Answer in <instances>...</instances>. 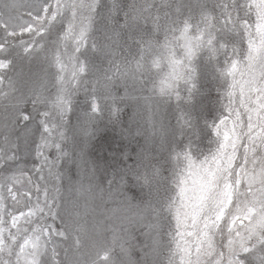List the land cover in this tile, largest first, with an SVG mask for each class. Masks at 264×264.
Here are the masks:
<instances>
[{
    "label": "snow or ice",
    "instance_id": "obj_1",
    "mask_svg": "<svg viewBox=\"0 0 264 264\" xmlns=\"http://www.w3.org/2000/svg\"><path fill=\"white\" fill-rule=\"evenodd\" d=\"M0 264H264V0H0Z\"/></svg>",
    "mask_w": 264,
    "mask_h": 264
},
{
    "label": "rangeland",
    "instance_id": "obj_2",
    "mask_svg": "<svg viewBox=\"0 0 264 264\" xmlns=\"http://www.w3.org/2000/svg\"><path fill=\"white\" fill-rule=\"evenodd\" d=\"M200 87L201 94L194 97L193 104L197 109L203 108L205 115H207L210 120L215 114V110L219 107L216 86L211 79H209ZM126 143V141H120L119 135L115 130L104 128L103 125H101L100 130L96 133V136L92 141V148L89 150V158L98 163H104L108 159L109 151H119ZM141 143H143L142 140ZM201 147L205 150L211 147L207 138H202ZM135 148L136 143L133 141L130 150L134 151ZM73 178H75L74 170Z\"/></svg>",
    "mask_w": 264,
    "mask_h": 264
}]
</instances>
